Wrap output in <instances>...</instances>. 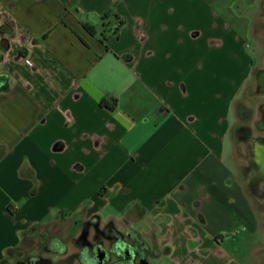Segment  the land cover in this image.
<instances>
[{"label": "crops", "instance_id": "obj_1", "mask_svg": "<svg viewBox=\"0 0 264 264\" xmlns=\"http://www.w3.org/2000/svg\"><path fill=\"white\" fill-rule=\"evenodd\" d=\"M262 1L0 0V264L93 217L175 264H264L233 120Z\"/></svg>", "mask_w": 264, "mask_h": 264}, {"label": "rangeland", "instance_id": "obj_2", "mask_svg": "<svg viewBox=\"0 0 264 264\" xmlns=\"http://www.w3.org/2000/svg\"><path fill=\"white\" fill-rule=\"evenodd\" d=\"M253 24L251 29V39L252 45L250 51H253V56L255 58V69L250 80L248 81L245 90L240 95V100L238 101V114L236 118L234 117L238 125L248 124L251 127L253 135L259 137L264 136V132L258 129V123L261 118H263L264 111V93L257 92V89L260 88V84L257 81V71L260 69H264V1L260 2L256 14L253 15ZM258 52V53H257ZM263 110V111H262ZM259 126H263L261 124ZM238 165L247 166L245 146L243 143L238 142ZM255 163L257 166H261L264 168V156L260 153L255 155ZM238 177L242 180L244 187L246 189V193L250 197L251 201V211L253 218V222H256V230L257 234L260 236V241H262L264 245V199H260L254 195V192L250 190L249 180H250V172H245L244 177L240 175V171L238 170ZM250 217H238V227L232 230L223 229L217 235V242L222 246L226 252L232 256L233 260L238 262V258L245 256V252L247 248L241 244V241L245 239V237L251 233L253 230V226L250 222ZM84 220L70 218L61 223H53L51 224L45 233L46 235H42L41 237H33L29 238L25 241L22 254L19 258H27L30 256H40L44 259H48L51 261V264H77L73 263L72 260H69V256L77 253L76 247V238L79 236L81 228L83 227ZM252 222V224H253ZM254 222V223H255ZM231 224H227L229 227ZM101 226L103 224L101 223ZM237 226V225H236ZM225 228V227H224ZM255 229V228H254ZM53 239H60L63 242V247L66 250L65 255H57L56 246L48 249L45 246L49 245ZM210 244V243H209ZM214 247L213 243L212 246ZM212 256L213 263L216 262L213 258L214 255H217V251L214 252L212 249H209ZM206 253L202 254V257L208 256V250ZM255 256L258 257L259 261H264V250L256 251ZM201 257V258H202ZM17 258L7 260L6 264L16 263ZM152 264H175L171 262L166 255H159L158 257L152 259Z\"/></svg>", "mask_w": 264, "mask_h": 264}, {"label": "flooded vegetation", "instance_id": "obj_3", "mask_svg": "<svg viewBox=\"0 0 264 264\" xmlns=\"http://www.w3.org/2000/svg\"><path fill=\"white\" fill-rule=\"evenodd\" d=\"M257 81L260 88L257 92L264 93V69L257 71ZM263 111V110H262ZM263 118L259 125L264 124ZM258 129L264 132V127ZM238 142L245 146L247 151V166L241 167L244 177L245 172H250L249 186L254 195L264 199V168L257 166L255 155L264 156V136H255L248 124L238 125L236 129ZM79 236L76 238L77 253L69 256V260L77 264H152V259L160 253L133 229L119 230L113 223L101 226V223L85 221ZM55 240V239H53ZM52 240V241H53ZM63 254L57 255H65ZM20 264V263H19Z\"/></svg>", "mask_w": 264, "mask_h": 264}, {"label": "trees", "instance_id": "obj_4", "mask_svg": "<svg viewBox=\"0 0 264 264\" xmlns=\"http://www.w3.org/2000/svg\"><path fill=\"white\" fill-rule=\"evenodd\" d=\"M107 18L104 17V19ZM119 26H122V23L120 22L119 23ZM118 28V27H117ZM91 222H95V223H101L100 221V218L99 217H93L92 219H90ZM56 246V253L58 254H63L66 250L64 249V245H63V242H61L60 239H55L53 241L50 242L49 245H46L45 247L48 248V249H51L53 247ZM22 254V252L20 251L18 253V255H14L12 254L10 260H13V259H16L17 258V261L16 263H13V264H51V261H49L48 259H44L40 256H30V257H27V258H19L20 255ZM9 264V263H8ZM12 264V263H11Z\"/></svg>", "mask_w": 264, "mask_h": 264}]
</instances>
